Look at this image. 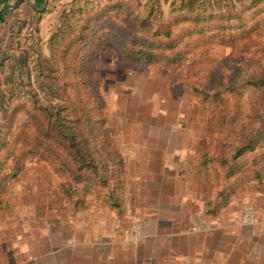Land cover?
Here are the masks:
<instances>
[{
  "label": "rangeland",
  "instance_id": "rangeland-1",
  "mask_svg": "<svg viewBox=\"0 0 264 264\" xmlns=\"http://www.w3.org/2000/svg\"><path fill=\"white\" fill-rule=\"evenodd\" d=\"M252 1L205 0L187 6L183 0H0V10H6L0 11V61L5 57L0 89L7 91L10 82L5 77L12 65L18 80H25L22 87L13 86L12 93L0 95V136L6 135L0 147V264H67V252L54 256V246L69 235L70 219H75L76 233L85 232L89 214L122 218L125 233L115 245H134L140 239L129 242L131 228L141 224L142 238L146 229H153L152 221L157 219L153 213L162 217V232L176 234L168 239V250L154 251L161 255L156 264H212L206 249L201 259L185 262V193L192 190L200 203L207 195L213 197L218 187L208 193L205 180L208 173L215 176L216 169L221 173V168L200 167L203 152L208 149L209 155L232 163V147L224 141L250 139L255 133L259 139L255 149L236 159L243 164L240 171L219 179L218 186L234 187L222 211L230 210L238 218L244 209L253 208L258 222L236 225L234 240H215L224 250L215 259L217 264H264V224L256 225L264 223V91L244 83L248 75L264 69V0H255L250 7ZM144 16L150 18L139 28ZM195 18L197 30L191 31ZM240 20L249 23L241 25ZM200 27L204 31L197 32ZM82 28L90 41L88 49L75 44L64 69L57 57L49 58L39 71L50 76L37 77V53L49 56V36L57 32L61 36L57 43L63 44ZM168 28L171 34L165 37ZM120 30L164 42L152 48L163 56L149 63L120 56L113 41ZM169 40L173 47H168ZM84 51L88 53L83 61L89 67L85 83L75 75ZM166 55L178 60L171 63ZM54 67L58 71H51ZM219 77L222 83L215 88ZM41 79L61 86L67 83L66 93L51 98L52 91L44 94L41 89ZM228 80L234 91L225 90ZM193 87H203L208 94ZM32 92L43 103L67 104L68 96L71 103L83 100L92 109L96 100L101 112L91 110V123L103 130L97 141L105 137L122 159V201L117 207L111 205L113 201L106 203L102 193L86 189L95 178L92 169H83L77 182L69 180V174L62 172L64 160L69 159L61 158L68 155L63 147L37 149L32 138L36 107ZM69 114L74 116V110ZM219 114L226 116L220 127L215 126ZM231 121L235 123L232 137ZM255 169L262 170L259 177L254 176ZM104 189L109 191L111 185ZM66 190L75 191L73 197ZM138 211L150 215V226ZM201 240L194 238V243ZM78 250L82 253L74 257L75 264H87L91 255Z\"/></svg>",
  "mask_w": 264,
  "mask_h": 264
},
{
  "label": "trees",
  "instance_id": "trees-1",
  "mask_svg": "<svg viewBox=\"0 0 264 264\" xmlns=\"http://www.w3.org/2000/svg\"><path fill=\"white\" fill-rule=\"evenodd\" d=\"M205 0H183L182 5L192 6L194 3H197L198 5L201 4ZM252 1L251 6H253ZM5 3V1H2ZM7 4V3H5ZM4 9H6L4 5ZM0 11H6L1 9ZM1 13V12H0ZM1 15V14H0ZM1 17V16H0ZM232 17H236V15H232ZM149 20V16H144L139 19L138 24L142 28L144 26V22L146 20ZM195 21L193 27L191 28V31H194L196 28V22L197 18L193 19ZM249 23V21L240 20V24L244 25ZM210 27L209 29H211ZM136 29V28H135ZM81 31L77 33V35H74L72 39L62 41L57 43V39L61 38L60 34L58 35L57 32L52 33L48 38V45L50 48L49 56L46 57L43 55V53L38 52L36 63H35V69L37 77H40L43 75L42 78H48L50 75L49 73H43V71H39L42 67V63H49V58L52 60H55L57 57V60L62 61V69L67 67L66 63V56L70 52L71 48L75 44H81V47L88 49V44L90 43L87 35L84 33V28L80 29ZM197 30V29H196ZM195 30V31H196ZM197 32L204 31L203 27H200ZM208 30V29H207ZM191 33V32H190ZM171 34V29H166L164 31V36L169 37ZM173 39V38H171ZM114 45L116 46L117 52L120 56L124 57L125 59L132 60L135 62H143V63H149L152 60L159 58L160 55L152 49L155 47H161V45L164 42H152L150 39L139 37L136 34H130L124 30H120L117 32V34L113 37ZM62 44V45H61ZM59 45H61L59 47ZM168 47H173V44L171 40L167 41ZM80 46V45H79ZM96 49V48H95ZM95 49L92 50L94 53ZM57 51V52H56ZM74 53V52H73ZM76 55L78 52H75ZM87 51H84L82 54L81 59L79 60L80 63H78L76 67L75 75L82 77V82L85 83L87 81V77L85 75H88V72L84 73L85 70L89 69V67L84 63V59L87 56ZM91 54V53H90ZM161 55L160 57H162ZM167 56V55H166ZM5 57H3L4 59ZM3 59L0 61V70H3ZM169 62H173L178 60V57L172 56V59L167 56ZM55 69L58 71V67H54L51 69V71H55ZM74 71V70H72ZM2 72V71H1ZM0 72V73H1ZM64 70H62V73ZM53 76L54 73H53ZM223 78L219 77L217 82H215V88L218 87L222 83ZM25 80L21 79L18 80V75H16L15 67L12 65L9 68V71L6 74L5 82H10L9 87L7 88V91H2L0 89V95L3 93H12V87L13 86H23L25 84ZM43 86H41V89L44 91V94L47 92L52 91L51 98L60 97V92H63V94L66 93L67 83H64L63 86L60 85V83L55 82L54 84L45 81L44 79H41ZM227 87H225V90H228L229 92L234 91V85L231 84V80L227 81ZM244 83L249 84L253 87H256L257 89H263L264 91V69L259 68L255 72L248 75L244 81ZM195 91L200 92L203 95H207V91L204 90L203 87L195 88L193 87ZM81 92L78 91V95ZM218 94V92H217ZM4 95V94H3ZM89 95L93 96L91 91H89ZM32 102L36 107L33 108L32 113V125L34 126V133L35 135L32 137L35 142V146L38 150L45 151V150H52L54 149L53 144H56L58 146L63 147L67 152L68 155H64L61 158H67L68 160H64L65 167L62 169V172H66L69 174V180H74L77 182V180L80 179L81 172L83 169H92L93 174L92 176H95L93 178V183H91L86 189L89 191H93L95 194L102 193L106 198V203H111L112 206L117 207L120 202L122 201L120 196V191L123 186L122 182V176H121V169L120 164L122 162L121 157L118 155V153L115 151L116 149L109 146L110 143H107V139L103 137V141H97V137H100L103 130L96 128L95 125L91 123L92 117L94 115H91V110L100 113L101 110L99 109V106L96 104V100L94 102V106L92 109L90 107H86L84 105V101L79 102L78 104L71 103L72 99L71 97L66 96L67 104H59V103H52L51 101H48L47 103H43L39 101L37 98V94L35 92H32ZM95 99V98H94ZM98 105H100L98 103ZM65 110V112H64ZM71 110H74V116H70L69 112ZM95 114V113H94ZM231 115V114H230ZM217 122L215 126H222L224 125L226 121V116L220 114L217 116ZM230 130L229 135L232 137V134L235 131V123L230 122ZM37 132V133H36ZM241 133H237V136H239ZM236 136V137H237ZM91 137V138H90ZM6 139V135L2 134L0 136V147L4 144V141ZM258 138L256 137V133L253 134V136L250 139H238L234 140H227L224 141V144L227 147H232V154L230 156V159L232 160V163L229 162V160L226 157H219L216 158L213 155H209L208 149H206L203 152L204 158L201 160L199 159L198 165L200 167H203V169L207 170L209 164H214L216 166H219L221 168V173L216 169L215 176H210L209 173L207 175V179L205 180V186L206 189L209 192H211V187H218L217 194L226 201L229 197L232 191H234V187L229 185H225L223 187H219V179H226L231 176H234L237 172L240 171L242 167V163L236 162V159L245 152H252L256 144L258 142ZM52 143H50V142ZM208 154V155H207ZM258 159L256 156L252 160V163L256 166L258 164ZM217 168V167H216ZM262 170L261 169H255L253 173L255 174V177H259L261 175ZM99 175V178L97 179L96 176ZM112 178V180H109ZM69 181H66L68 183ZM99 185V186H98ZM111 185V189L109 191L105 190L104 188ZM104 189V190H103ZM67 192H71L68 195L70 197H73L72 195L75 193V191L66 190ZM108 197V198H107ZM207 206H209L210 203V195H207ZM76 203H79V200H75ZM119 201V202H118ZM208 213H214V210H208Z\"/></svg>",
  "mask_w": 264,
  "mask_h": 264
},
{
  "label": "crops",
  "instance_id": "crops-1",
  "mask_svg": "<svg viewBox=\"0 0 264 264\" xmlns=\"http://www.w3.org/2000/svg\"><path fill=\"white\" fill-rule=\"evenodd\" d=\"M195 195L192 190L185 193V262L187 260L192 262L195 257L201 259L200 255L204 256L203 252L207 251L209 262L217 264L218 261L215 258L220 256V253H224V250L221 249L222 245L218 244V242L223 241L227 237H230L229 239L233 238L237 231V229H234L236 225L249 224L240 223L237 216L234 218L231 215L230 210H221L224 209L229 199L224 201L215 193L213 197L210 196L211 201L209 206H207V197L202 199V196L199 195V198L203 200L200 203V200L197 202L198 198ZM194 201L197 202L196 206L193 205ZM212 209L214 213H208V210ZM138 212L141 218L145 220L146 226H150V215H146L144 211ZM153 214L151 215L157 218L152 221L153 229H146L145 234L138 243L127 247L115 245L125 233L122 223L123 219L117 215H113V219L109 218V220L105 216L102 219L92 218L93 216L89 214L86 222V231L80 235L76 233L77 225H72L75 219H70L69 235L63 236L62 241L54 246L52 253L56 256L67 252L66 254L70 257L66 261L67 264L76 263L74 257L79 252L82 253L78 250L79 248L84 249L83 253L85 252L87 256L91 255L87 264H96L97 262H101V264H118L119 262L127 264H156L159 260L158 255H160V252L154 251L157 248L161 250L163 247L162 250H168L170 245L168 239L171 241V238L176 234L172 231L162 232L160 230L162 223L160 218L162 217H156ZM120 219L122 222H120ZM262 221L256 225L264 224ZM181 228L183 227H178V229ZM171 230L174 229L171 228ZM194 238H202V240L194 243ZM215 240H218V242ZM99 255L102 258L98 257ZM230 255L231 252H229L228 256L231 257ZM9 264H12V261ZM55 264L59 263L55 261Z\"/></svg>",
  "mask_w": 264,
  "mask_h": 264
},
{
  "label": "built area",
  "instance_id": "built-area-1",
  "mask_svg": "<svg viewBox=\"0 0 264 264\" xmlns=\"http://www.w3.org/2000/svg\"><path fill=\"white\" fill-rule=\"evenodd\" d=\"M238 220L242 224H255L258 222V216L253 208H246L240 212ZM130 240L129 242L135 243L141 237V224L134 225L130 231Z\"/></svg>",
  "mask_w": 264,
  "mask_h": 264
}]
</instances>
